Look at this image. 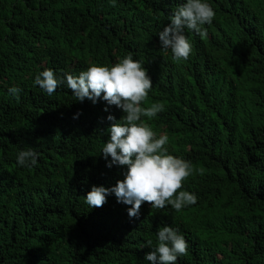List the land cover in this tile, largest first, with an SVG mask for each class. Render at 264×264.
<instances>
[{
    "label": "trees",
    "instance_id": "1",
    "mask_svg": "<svg viewBox=\"0 0 264 264\" xmlns=\"http://www.w3.org/2000/svg\"><path fill=\"white\" fill-rule=\"evenodd\" d=\"M184 2L0 0V264H151L163 226L188 244L176 264H264V0H205L215 18L203 38L185 28L192 52L177 62L158 34ZM128 53L153 82L142 106L163 105L141 119L191 163L181 190L197 197L180 211L145 203L139 219L114 195L85 202L126 168L99 158L93 104L64 76ZM45 69L64 79L51 96L34 83ZM27 148L38 153L31 168L17 163Z\"/></svg>",
    "mask_w": 264,
    "mask_h": 264
},
{
    "label": "clouds",
    "instance_id": "2",
    "mask_svg": "<svg viewBox=\"0 0 264 264\" xmlns=\"http://www.w3.org/2000/svg\"><path fill=\"white\" fill-rule=\"evenodd\" d=\"M215 11L205 0H185L170 16V24L159 32L161 50L179 62L187 60L192 52L185 28L195 31L202 38L207 35L203 25H210ZM66 84L74 97L81 103L86 99L96 112V126L102 132L97 153L108 163L126 168L123 179L115 186L93 185L85 202L91 208L103 207L107 198L114 195L118 203L128 207L129 218H140L141 207L145 203L152 208L163 209L171 205L176 211L195 204L197 197L181 190L183 182L191 172V163L168 153V136L157 135L142 117H155L163 110L161 103L142 106L152 90L153 82L140 61L134 60L132 53L119 59L114 65L92 63L78 76L65 73ZM35 85L47 95H53L64 79H58L54 70L45 69L35 76ZM10 95L19 99L20 89L11 87ZM112 106L122 110L124 115L117 120ZM82 113H77L76 117ZM112 122V123H110ZM60 131V130H59ZM111 160L109 161V159ZM38 153L32 148L22 150L17 155V163L25 168L37 165ZM153 250L146 253L145 260L151 264H176L178 255L187 253L188 244L178 229L171 226L157 228L153 233ZM153 243V244H152Z\"/></svg>",
    "mask_w": 264,
    "mask_h": 264
}]
</instances>
